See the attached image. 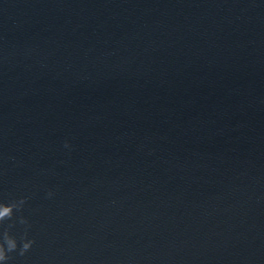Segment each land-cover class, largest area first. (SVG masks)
I'll use <instances>...</instances> for the list:
<instances>
[{
    "label": "water",
    "instance_id": "obj_1",
    "mask_svg": "<svg viewBox=\"0 0 264 264\" xmlns=\"http://www.w3.org/2000/svg\"><path fill=\"white\" fill-rule=\"evenodd\" d=\"M263 116L264 0H0L7 264H169Z\"/></svg>",
    "mask_w": 264,
    "mask_h": 264
},
{
    "label": "clouds",
    "instance_id": "obj_2",
    "mask_svg": "<svg viewBox=\"0 0 264 264\" xmlns=\"http://www.w3.org/2000/svg\"><path fill=\"white\" fill-rule=\"evenodd\" d=\"M65 147H68L67 141L65 142ZM47 195L50 197L52 192L49 191ZM26 199L27 197H20L19 199L12 200L8 203L0 202V222L6 220L11 221L14 210L19 211L23 207ZM19 223L25 225V229L20 235L18 250V254L22 256L31 248L34 240L28 238L27 229L30 225H28L26 218L20 216ZM11 227L12 223H9L2 231H0V264H7L11 259L10 254L16 252L18 248L17 238L9 232Z\"/></svg>",
    "mask_w": 264,
    "mask_h": 264
}]
</instances>
